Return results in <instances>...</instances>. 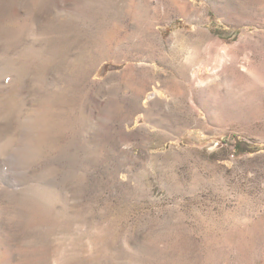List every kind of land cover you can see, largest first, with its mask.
Returning <instances> with one entry per match:
<instances>
[{"label": "rangeland", "instance_id": "374dc122", "mask_svg": "<svg viewBox=\"0 0 264 264\" xmlns=\"http://www.w3.org/2000/svg\"><path fill=\"white\" fill-rule=\"evenodd\" d=\"M263 68L264 0H0V264H264Z\"/></svg>", "mask_w": 264, "mask_h": 264}, {"label": "bare ground", "instance_id": "6f19581e", "mask_svg": "<svg viewBox=\"0 0 264 264\" xmlns=\"http://www.w3.org/2000/svg\"><path fill=\"white\" fill-rule=\"evenodd\" d=\"M214 43L219 44L218 40H215ZM220 53L222 58L220 60H214V65L213 68L211 69V72L209 76H207L206 81L200 80V78L196 75L193 76V81H197V84L200 87H210L214 83H219V82H225L227 80L233 79L235 75L237 74L238 68L242 66H236V61L231 60V48L228 46H223L220 47ZM264 69V68H263ZM248 77V76H247ZM250 81L254 85H258L260 83H264V74L259 73L257 70L251 71L250 69ZM257 87V86H256ZM260 88V87H258ZM191 107L196 110V105L194 102H191Z\"/></svg>", "mask_w": 264, "mask_h": 264}, {"label": "trees", "instance_id": "16d2710c", "mask_svg": "<svg viewBox=\"0 0 264 264\" xmlns=\"http://www.w3.org/2000/svg\"><path fill=\"white\" fill-rule=\"evenodd\" d=\"M104 69V68H103ZM246 150V146H245V144L243 143V142H236L235 144H234V151L236 152V153H239V152H242V151H245Z\"/></svg>", "mask_w": 264, "mask_h": 264}]
</instances>
